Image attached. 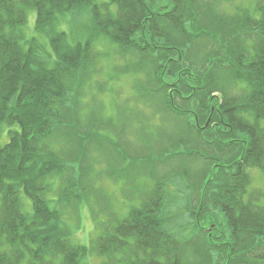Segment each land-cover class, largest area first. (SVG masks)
Returning <instances> with one entry per match:
<instances>
[{"label":"trees","instance_id":"1","mask_svg":"<svg viewBox=\"0 0 264 264\" xmlns=\"http://www.w3.org/2000/svg\"><path fill=\"white\" fill-rule=\"evenodd\" d=\"M159 1L0 0V135L9 136L0 143V264H80L90 254L106 257L103 264H211L213 248L218 262L264 264L263 194L250 190L248 173L264 174V0L210 22L204 14L213 9L202 10L203 0L155 9ZM72 13L88 18L71 40L57 28ZM104 40L140 57L150 52L142 59L151 66L153 104L160 99L166 114L184 118L215 148L211 179L188 217L205 238L201 260L168 230L161 187L90 247L71 240L84 210L98 212L103 191L81 174L84 147L60 122ZM218 213L231 244L212 243Z\"/></svg>","mask_w":264,"mask_h":264},{"label":"rangeland","instance_id":"2","mask_svg":"<svg viewBox=\"0 0 264 264\" xmlns=\"http://www.w3.org/2000/svg\"><path fill=\"white\" fill-rule=\"evenodd\" d=\"M261 1L203 0L200 4L206 5L202 10L213 9L204 14L210 22L214 14L233 15L237 9L252 11ZM167 2L159 1L155 9ZM87 18V13L82 16L68 14L57 29L72 40ZM35 19L36 14L30 13L24 30L28 38L34 34ZM210 45L207 42L205 49ZM47 48L51 51L49 44ZM95 54L93 65L70 90L66 118L60 122V128L69 131L81 144L79 146L84 147L79 158L81 174L100 186L103 196L95 207L96 220L90 211L84 210L80 227L72 226L75 231H72L71 240L74 244L90 247L93 239L112 232L125 220L128 212L140 204V197L151 195L161 187L157 192L165 201L162 219L168 222V230L181 238L180 242H187L191 251H198L197 259L201 260L200 254L206 248L205 238L199 228L189 224L188 217L198 204L201 188L211 179L213 163L210 160L216 155L215 148L204 144L187 129L184 118L166 114L160 99L156 97L153 104L151 66L142 59L148 58L150 52L142 51L140 57L104 40L96 44ZM6 131L0 135L2 145L9 142ZM192 152L198 155H191ZM248 173L253 178L250 190L256 189L263 194L258 202L262 205L264 174L257 169L248 170ZM223 218V214L218 213V230L212 239L215 246L231 244L230 229ZM208 254L211 264H226L218 262L220 254L216 248ZM106 260V257L90 254L80 264H103Z\"/></svg>","mask_w":264,"mask_h":264}]
</instances>
